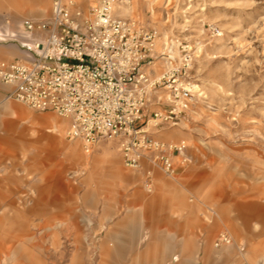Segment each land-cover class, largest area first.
I'll list each match as a JSON object with an SVG mask.
<instances>
[{
  "label": "rangeland",
  "instance_id": "374dc122",
  "mask_svg": "<svg viewBox=\"0 0 264 264\" xmlns=\"http://www.w3.org/2000/svg\"><path fill=\"white\" fill-rule=\"evenodd\" d=\"M50 13L51 0H0V60L31 58L25 22ZM115 14L172 47L157 74L183 68L196 86L185 120L148 127L183 141L189 162L146 178V163L124 166L118 140L85 152L64 119L0 83V264H264V0H121ZM222 232L231 243L215 247Z\"/></svg>",
  "mask_w": 264,
  "mask_h": 264
},
{
  "label": "built area",
  "instance_id": "2783aa9c",
  "mask_svg": "<svg viewBox=\"0 0 264 264\" xmlns=\"http://www.w3.org/2000/svg\"><path fill=\"white\" fill-rule=\"evenodd\" d=\"M85 2L51 0L48 18L25 22L33 36L32 57L0 60L7 99L64 119L67 137L80 140L85 152L101 140L116 139L124 166L142 169L146 163V178L155 169L174 178L189 162L185 143L154 138L148 127L176 126L186 119L195 97L180 77L185 71L155 72L158 60L169 62L167 40L158 51L157 29L116 16L121 0ZM230 243L222 232L215 247Z\"/></svg>",
  "mask_w": 264,
  "mask_h": 264
},
{
  "label": "crops",
  "instance_id": "0c3cea01",
  "mask_svg": "<svg viewBox=\"0 0 264 264\" xmlns=\"http://www.w3.org/2000/svg\"><path fill=\"white\" fill-rule=\"evenodd\" d=\"M9 51L11 53H5V51H4V52H2V55L4 57H7V58H18V57L21 56L20 51L18 49H16V48H11V49L9 48ZM44 117L45 116L42 117V120H44ZM55 125L57 126V129H58L57 132H59L61 126H60V124H58V123H56L54 121H52V124L50 125V129H48V130H51ZM48 130H46V131H48ZM169 135H171V134H169ZM127 227L132 233H134V230H135V224L134 223L130 222Z\"/></svg>",
  "mask_w": 264,
  "mask_h": 264
},
{
  "label": "bare ground",
  "instance_id": "6f19581e",
  "mask_svg": "<svg viewBox=\"0 0 264 264\" xmlns=\"http://www.w3.org/2000/svg\"><path fill=\"white\" fill-rule=\"evenodd\" d=\"M167 55H168V59H169L168 60L169 62H167V64H170V63H172V61L175 60V52L173 51L172 47H167ZM191 86H192V88H196V86H193L192 84H191ZM57 131H58V129H57V126L55 125L51 130H48L47 133L52 134V133H55Z\"/></svg>",
  "mask_w": 264,
  "mask_h": 264
}]
</instances>
